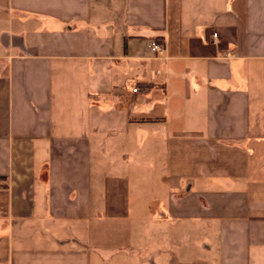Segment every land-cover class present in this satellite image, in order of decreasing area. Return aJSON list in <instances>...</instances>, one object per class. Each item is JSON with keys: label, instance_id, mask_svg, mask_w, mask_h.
Segmentation results:
<instances>
[{"label": "crops", "instance_id": "obj_1", "mask_svg": "<svg viewBox=\"0 0 264 264\" xmlns=\"http://www.w3.org/2000/svg\"><path fill=\"white\" fill-rule=\"evenodd\" d=\"M0 264H264V0H0Z\"/></svg>", "mask_w": 264, "mask_h": 264}, {"label": "built area", "instance_id": "obj_2", "mask_svg": "<svg viewBox=\"0 0 264 264\" xmlns=\"http://www.w3.org/2000/svg\"><path fill=\"white\" fill-rule=\"evenodd\" d=\"M212 36H213V38H216L217 33H216V32L212 33ZM149 47H150L151 51L154 52V53L157 54V55H161V54L163 53V51H164V47H163V45L160 44V43H157V42H152V43L149 45ZM157 72H158V71H156V73H157ZM137 90H138L137 87H135V88L132 89L133 92H136Z\"/></svg>", "mask_w": 264, "mask_h": 264}]
</instances>
